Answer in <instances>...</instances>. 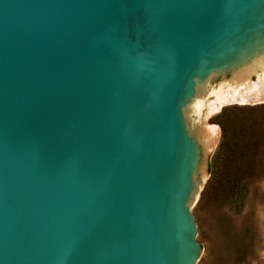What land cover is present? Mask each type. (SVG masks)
Instances as JSON below:
<instances>
[{"label": "water", "instance_id": "water-1", "mask_svg": "<svg viewBox=\"0 0 264 264\" xmlns=\"http://www.w3.org/2000/svg\"><path fill=\"white\" fill-rule=\"evenodd\" d=\"M240 102L264 0H0V264H195L206 117Z\"/></svg>", "mask_w": 264, "mask_h": 264}, {"label": "rangeland", "instance_id": "rangeland-1", "mask_svg": "<svg viewBox=\"0 0 264 264\" xmlns=\"http://www.w3.org/2000/svg\"><path fill=\"white\" fill-rule=\"evenodd\" d=\"M228 106L253 126L258 142L252 158L253 171L233 181L219 183L210 172V163L221 139V127L213 117ZM207 116L208 124L219 126L218 139L206 159V175L199 196L190 210L196 224V239L202 251L195 264H264V103L232 104ZM232 117V116H230ZM219 175L224 179L226 175Z\"/></svg>", "mask_w": 264, "mask_h": 264}, {"label": "trees", "instance_id": "trees-1", "mask_svg": "<svg viewBox=\"0 0 264 264\" xmlns=\"http://www.w3.org/2000/svg\"><path fill=\"white\" fill-rule=\"evenodd\" d=\"M244 109L237 106L225 107L213 117L221 127V139L210 163V172L218 176L219 183L233 181L238 176L253 171V153L258 142V133L253 126L244 122L235 111ZM232 116V117H230ZM221 174L226 175L223 179Z\"/></svg>", "mask_w": 264, "mask_h": 264}, {"label": "bare ground", "instance_id": "bare-ground-1", "mask_svg": "<svg viewBox=\"0 0 264 264\" xmlns=\"http://www.w3.org/2000/svg\"><path fill=\"white\" fill-rule=\"evenodd\" d=\"M251 102H254V101H251ZM251 102H250V103H251ZM242 103H249V102H240V104H242ZM229 104H230V103H229ZM219 109H220V107L218 108V110H219ZM218 110H217V111H218ZM217 111H216V112H217ZM206 118H207V117H206ZM206 124H207V123H206ZM213 126H214V125H213ZM214 144H215V143H214ZM214 144L212 145V147H211V148H213V147H214Z\"/></svg>", "mask_w": 264, "mask_h": 264}]
</instances>
